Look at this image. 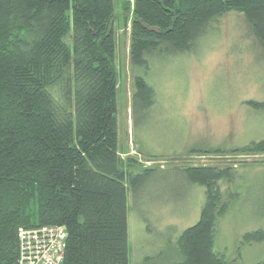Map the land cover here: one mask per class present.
Listing matches in <instances>:
<instances>
[{"label": "trees", "instance_id": "16d2710c", "mask_svg": "<svg viewBox=\"0 0 264 264\" xmlns=\"http://www.w3.org/2000/svg\"><path fill=\"white\" fill-rule=\"evenodd\" d=\"M115 9L116 0H0V264H18L19 231L43 225L66 229L62 264H130L129 196L155 169L135 170L120 156ZM124 9L133 109L153 95L142 75L150 64L196 52L228 14H240L264 49V0H126ZM229 152L264 154V138ZM182 170L204 199L197 222L172 243L174 264H230L215 236L237 198L220 182L235 169ZM263 238L256 229L241 242Z\"/></svg>", "mask_w": 264, "mask_h": 264}, {"label": "rangeland", "instance_id": "374dc122", "mask_svg": "<svg viewBox=\"0 0 264 264\" xmlns=\"http://www.w3.org/2000/svg\"><path fill=\"white\" fill-rule=\"evenodd\" d=\"M125 3L116 0L113 24L120 156L134 161L135 170L155 169L141 180L135 199L129 196L130 264L146 258L148 264H174L172 243L197 222L204 199V187L182 170L190 165L233 166L232 181L220 184L237 198L217 223L215 247L230 264L261 262L264 238L241 241L248 231L264 230V154L229 151L264 138V108L248 103L264 102V49L253 45L240 14H228L196 52L154 60L142 74L153 95L133 109Z\"/></svg>", "mask_w": 264, "mask_h": 264}, {"label": "built area", "instance_id": "2783aa9c", "mask_svg": "<svg viewBox=\"0 0 264 264\" xmlns=\"http://www.w3.org/2000/svg\"><path fill=\"white\" fill-rule=\"evenodd\" d=\"M66 237L64 226L21 229L18 233V264H62Z\"/></svg>", "mask_w": 264, "mask_h": 264}]
</instances>
